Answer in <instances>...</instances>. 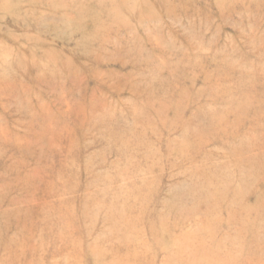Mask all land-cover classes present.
<instances>
[{
  "label": "rangeland",
  "instance_id": "rangeland-1",
  "mask_svg": "<svg viewBox=\"0 0 264 264\" xmlns=\"http://www.w3.org/2000/svg\"><path fill=\"white\" fill-rule=\"evenodd\" d=\"M0 264H264V0H0Z\"/></svg>",
  "mask_w": 264,
  "mask_h": 264
}]
</instances>
